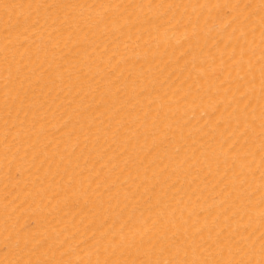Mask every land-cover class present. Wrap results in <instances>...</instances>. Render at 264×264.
<instances>
[{
  "label": "bare ground",
  "instance_id": "bare-ground-1",
  "mask_svg": "<svg viewBox=\"0 0 264 264\" xmlns=\"http://www.w3.org/2000/svg\"><path fill=\"white\" fill-rule=\"evenodd\" d=\"M0 264H264V0H0Z\"/></svg>",
  "mask_w": 264,
  "mask_h": 264
}]
</instances>
